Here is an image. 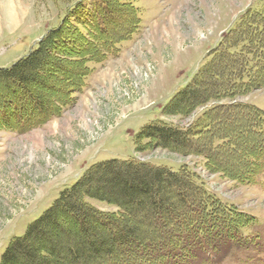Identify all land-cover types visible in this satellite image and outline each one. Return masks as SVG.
<instances>
[{
    "label": "trees",
    "instance_id": "obj_1",
    "mask_svg": "<svg viewBox=\"0 0 264 264\" xmlns=\"http://www.w3.org/2000/svg\"><path fill=\"white\" fill-rule=\"evenodd\" d=\"M86 2L69 6L34 50L0 69V131L25 134L61 117L88 87L92 65L117 58L123 43L140 31V12L131 2ZM240 21L164 113L186 116L212 100L227 103L205 111L186 130L161 121L144 126L135 137L137 151L162 148L201 157L222 178L258 182L264 174V112L240 98L264 89V15L250 13ZM103 183L116 189H92ZM166 184L175 195L164 192ZM137 210L143 222H152H137ZM254 224L252 216L212 195L186 164L175 172L134 159L110 160L64 189L23 237L10 241L0 264H61L62 253L74 264L83 254L85 262L98 264H198V258L210 260L207 253L244 242V230ZM62 231L66 237L58 235ZM90 234L95 238L88 240ZM73 235L77 240L67 247Z\"/></svg>",
    "mask_w": 264,
    "mask_h": 264
},
{
    "label": "rangeland",
    "instance_id": "obj_2",
    "mask_svg": "<svg viewBox=\"0 0 264 264\" xmlns=\"http://www.w3.org/2000/svg\"><path fill=\"white\" fill-rule=\"evenodd\" d=\"M79 1L0 0V69L11 67L34 50L46 31L59 24L68 7ZM123 1L138 8L141 30L131 41L123 43L120 57L107 62L102 72L101 66L92 65L93 73L87 86L92 90L96 86L95 97L85 99L87 92L82 93L73 108L35 130L33 135L0 132V141L2 138L6 141L5 145L0 143V164L4 162L0 168V263L10 241L23 237L28 226L91 166L138 156L151 157L155 159L153 165L175 172L186 163L212 195L254 218L255 224L244 230V242L225 245L217 253H207L210 260L198 258V264H264V174L256 184L243 185L213 176L207 169L201 170L205 165L201 158L184 157L162 148L150 153L144 149L137 151L135 145L136 135L151 122L175 126L186 120L189 124L208 105L217 102L209 101L186 116L164 113L174 97L215 58L214 50L221 38L229 40L231 32L246 15H264V0ZM88 9L91 10V6ZM240 101L264 112V89ZM238 127L245 129V126ZM229 160L239 164L231 156ZM99 188L107 191L115 190L116 186L92 185L93 190ZM163 190L175 195L172 184L164 185ZM90 202L100 210L117 211L115 207ZM137 212L136 221L141 222L142 212ZM58 235L66 237L64 231ZM96 235L101 236V233ZM91 238L95 236L90 234L88 240ZM76 240L73 235L66 246ZM61 256V264H74L68 253ZM84 257L76 264H98L97 260L85 262Z\"/></svg>",
    "mask_w": 264,
    "mask_h": 264
},
{
    "label": "flooded vegetation",
    "instance_id": "obj_3",
    "mask_svg": "<svg viewBox=\"0 0 264 264\" xmlns=\"http://www.w3.org/2000/svg\"><path fill=\"white\" fill-rule=\"evenodd\" d=\"M7 148H10V146H9V145L6 146V152H7ZM3 163H4V162H2V163L0 164V168H1V166H2Z\"/></svg>",
    "mask_w": 264,
    "mask_h": 264
},
{
    "label": "crops",
    "instance_id": "obj_4",
    "mask_svg": "<svg viewBox=\"0 0 264 264\" xmlns=\"http://www.w3.org/2000/svg\"><path fill=\"white\" fill-rule=\"evenodd\" d=\"M85 99H87V97H85ZM31 135H33V134H31Z\"/></svg>",
    "mask_w": 264,
    "mask_h": 264
}]
</instances>
